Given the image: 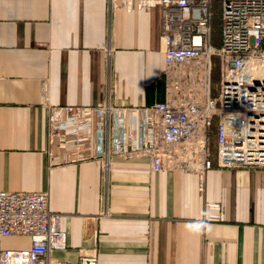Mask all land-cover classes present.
<instances>
[{"label": "crops", "instance_id": "0c3cea01", "mask_svg": "<svg viewBox=\"0 0 264 264\" xmlns=\"http://www.w3.org/2000/svg\"><path fill=\"white\" fill-rule=\"evenodd\" d=\"M161 25L160 8L129 11L121 0L1 2L0 191L49 193L67 235L52 264H80L90 249L98 264H264V186L253 174L243 184L217 160L200 176L115 158L105 182L94 161L50 155L52 107L95 105L109 94L119 107L164 101Z\"/></svg>", "mask_w": 264, "mask_h": 264}, {"label": "built area", "instance_id": "2783aa9c", "mask_svg": "<svg viewBox=\"0 0 264 264\" xmlns=\"http://www.w3.org/2000/svg\"><path fill=\"white\" fill-rule=\"evenodd\" d=\"M215 1L221 5L219 46L211 42ZM121 2L129 11L161 10L165 99L149 107H119L109 94L95 105L52 107L50 155L68 151V162L94 161L105 182L115 158H147L156 172L202 176L215 166L210 134L217 118V167L228 175L235 171L243 184L253 174L264 186V0ZM106 54L110 59L108 48ZM215 61L218 98L211 94ZM49 200L47 192L0 191V264H52L51 252L67 247L63 215L50 209ZM10 236L29 237L30 246L3 247ZM80 264H98L97 250L83 253Z\"/></svg>", "mask_w": 264, "mask_h": 264}, {"label": "trees", "instance_id": "16d2710c", "mask_svg": "<svg viewBox=\"0 0 264 264\" xmlns=\"http://www.w3.org/2000/svg\"><path fill=\"white\" fill-rule=\"evenodd\" d=\"M212 32H211V42L214 46H219L221 43V18H220V12H221V5L220 2L215 1L212 4ZM216 64L213 68L212 72V80L215 73ZM210 140H211V151H212V160L215 163L217 160V148L216 153H213L212 145L213 142H216L218 147V119L213 118L211 122V134H210Z\"/></svg>", "mask_w": 264, "mask_h": 264}, {"label": "rangeland", "instance_id": "374dc122", "mask_svg": "<svg viewBox=\"0 0 264 264\" xmlns=\"http://www.w3.org/2000/svg\"><path fill=\"white\" fill-rule=\"evenodd\" d=\"M215 64H216V68H215L216 70L212 80L211 94L213 98H218L220 94V70L216 61ZM216 148H217V144L216 142H213L212 149L214 154L216 153Z\"/></svg>", "mask_w": 264, "mask_h": 264}]
</instances>
